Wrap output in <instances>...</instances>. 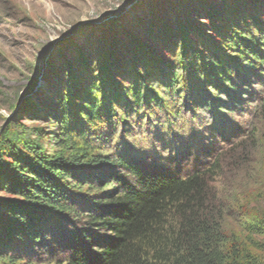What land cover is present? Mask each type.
Wrapping results in <instances>:
<instances>
[{"label":"rangeland","instance_id":"1","mask_svg":"<svg viewBox=\"0 0 264 264\" xmlns=\"http://www.w3.org/2000/svg\"><path fill=\"white\" fill-rule=\"evenodd\" d=\"M255 21L264 22V0H0V137L55 154L60 99L78 111L99 91L105 101L123 103L142 75L154 86L197 51L219 47L230 54L223 43L229 30H253ZM261 82L252 84L241 106L190 108L172 127L156 113L150 94L144 109L130 117L119 112L114 128L100 124L90 128L91 136L102 152L121 151L155 173L186 176L219 159L209 173L211 191L223 229L242 237L249 221L264 223V77ZM98 86L96 95L89 93ZM166 103L173 112L175 99ZM113 187L79 193L88 197ZM66 224L50 220L43 245L14 243L8 253L17 261L0 264H53L55 233ZM253 237L264 244V224ZM256 253L264 264V251Z\"/></svg>","mask_w":264,"mask_h":264},{"label":"trees","instance_id":"2","mask_svg":"<svg viewBox=\"0 0 264 264\" xmlns=\"http://www.w3.org/2000/svg\"><path fill=\"white\" fill-rule=\"evenodd\" d=\"M252 27L229 30L223 43L230 54L219 47L197 51L166 79H154V86L142 75L123 103L105 101L99 86L79 111L60 99L55 154L1 136L0 191L8 197L0 198V259L17 261L8 253L14 243L43 245L50 220L57 217L68 226L53 231L58 236L53 264H262L256 252L264 251V244L253 235L263 221H249L242 237L223 229L209 181L219 159L186 176L155 173L121 151L102 152L90 130L104 123L114 128L119 112L130 117L152 95L151 105L170 127L190 108L212 112L241 106L253 93L252 84L264 77V22ZM166 97L175 99L173 112ZM110 183L115 187L107 192L79 193Z\"/></svg>","mask_w":264,"mask_h":264},{"label":"water","instance_id":"3","mask_svg":"<svg viewBox=\"0 0 264 264\" xmlns=\"http://www.w3.org/2000/svg\"><path fill=\"white\" fill-rule=\"evenodd\" d=\"M29 96V93H26L25 96L23 97V100H20V102L24 101V99H26ZM20 104V103H18Z\"/></svg>","mask_w":264,"mask_h":264}]
</instances>
